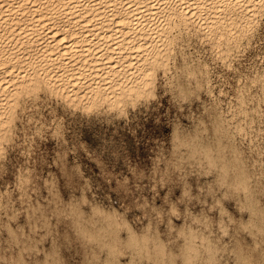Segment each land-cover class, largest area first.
Wrapping results in <instances>:
<instances>
[{
	"label": "snow or ice",
	"instance_id": "1",
	"mask_svg": "<svg viewBox=\"0 0 264 264\" xmlns=\"http://www.w3.org/2000/svg\"><path fill=\"white\" fill-rule=\"evenodd\" d=\"M238 6L247 24L240 41L228 42L232 67L215 53L208 54L198 41L184 37L180 45L184 50L177 57L179 71L170 72L172 94L160 91L153 98L146 93L147 100L116 125L115 135L108 129L103 142L94 138L101 131L99 125L89 124L79 112H72L75 105L67 93L28 90L14 98L8 115L0 116V264H64L51 237V250L37 255L42 251L37 245L49 227L45 198L50 200L49 192L57 188L65 201L73 188L77 197L81 190L89 200L95 195L105 205L127 213L129 220L155 219L163 214L166 223L178 214L183 217L188 204L204 215L211 205L216 209L212 218L220 215L224 209L223 204L217 205L220 196L208 195L212 177L199 179L205 173L187 171L180 162L169 160L159 144L149 142L160 137L161 129L170 133L177 122L191 126L186 117L199 114L211 104V98L225 104L231 98L236 105L244 97L245 104L251 101L246 110L256 108L255 99L246 95L250 86L247 78L252 75L250 66L264 68V0H245ZM259 83L264 86V80ZM197 85H202L203 91H197ZM253 91L260 99L259 126L264 131V92L260 87ZM218 106L228 112V108ZM251 135L264 144V135L256 137L254 128ZM146 145L157 150L152 159H148ZM197 203L200 207H195ZM72 208L74 215L79 212L78 204ZM68 264H72L70 259Z\"/></svg>",
	"mask_w": 264,
	"mask_h": 264
},
{
	"label": "bare ground",
	"instance_id": "2",
	"mask_svg": "<svg viewBox=\"0 0 264 264\" xmlns=\"http://www.w3.org/2000/svg\"><path fill=\"white\" fill-rule=\"evenodd\" d=\"M244 3H245V0H0V116H7L9 104L14 103L15 102L14 98H19L21 93L26 92L28 90H32L37 94L41 91H44L46 93L51 94L56 89H58L59 93H67L68 94V96L72 99L71 104H73V105L88 104V106L90 105V106H93L94 108L98 104H103V103L114 104V103H116V101H121V100L123 101V100H127V99L129 101H131V99H134V97L143 96L151 89L152 84H153L154 79H155V72L158 73V71H156L157 68L165 69L167 67V65L169 63V59H170L169 55H171L170 52L175 50V51H178V53H179V52H182L184 50L183 48L180 47V45L182 44V41H183L182 37L185 34L187 35L188 31H190L189 30V28L191 27L190 25H192L193 27H195L199 31H201L204 36H206L208 38L210 37L213 39L215 49H217V53L220 55V57L222 58V61H223L226 57H228V52L231 50L228 42L230 40L234 41V42L240 41L241 35L246 28L247 22L245 21V14L243 12H241L240 7L238 6V4L244 5ZM202 34H201V36H203ZM178 39H182L181 42L179 40L180 45H178L179 44ZM201 39H200V42H201ZM204 41H207V38H206V40L204 39ZM209 45L210 44H208V46ZM208 53H209V51H208ZM221 54H223V55H221ZM228 60H230V59H228ZM173 65H174V63H173ZM175 65H177V63ZM169 67H170V65H169ZM229 68H231V67H229ZM259 69H261V68H259ZM166 71H169V70H166ZM175 71H179L178 68ZM252 72H254V73H252V75L250 77H248V79H250V84L254 83L255 85L259 86L260 88L261 87L264 88V86H261V84L259 83L261 80H264L263 75L255 69ZM164 75L165 74H163V76ZM159 76L162 77L161 75H159ZM165 77H167V75ZM165 77H164V79H165ZM160 80H162V79H160ZM168 81L169 80H167V82ZM160 82H162V81H160ZM164 84H166V83H164ZM197 87H198V85H197ZM201 87H203V86H201ZM201 87H200V89H201ZM250 94H252V93L250 92ZM249 95H247V96H249ZM254 95H256V94H254ZM230 102H231V100L229 101V103ZM241 102H239V103H241ZM259 102H260V99H259ZM231 103H233V102H231ZM120 104L122 105V103H120ZM219 104H220V102H219ZM227 105H228V103H227ZM117 106H119V104H117ZM208 106H207V108H209ZM112 107H111V109H112ZM88 108H86V109L89 111ZM107 108H109V107H106L105 109L107 110ZM121 108L123 109V107H121ZM211 108H210V111L213 110ZM217 108L219 109V107H217ZM225 108H226V105H225ZM256 108H257V106H256ZM77 109H78V106H77ZM81 109L82 108H80L79 110H81ZM115 109H117V108H115ZM238 110H236V111H238L239 114L244 113V115H247L246 114V108L244 107V105L238 106ZM92 111H94V110H92ZM96 111H98V110H95V112ZM124 112H126V111H124ZM208 112H209V109H208ZM215 112H216V110H215ZM122 113H123V111H122ZM218 113H219V111L217 112V114ZM259 113H260V111H259ZM235 115H236L235 117H237V114H235ZM257 115H259V114L257 113ZM215 117H216V115L213 118L214 120H215ZM231 117H234V116H231ZM252 117H254V116H252ZM226 119L228 120V119H232V118L227 117ZM226 119H225V121H227ZM254 120L255 119H253V121ZM235 121H237V120H235ZM240 122H238V123H240ZM197 123H195V124H197ZM233 124H234V122H233ZM244 124H246V123H244ZM247 124H248V122H247ZM254 124H256V123L254 122ZM203 125H204V123H203ZM216 125H218V124L216 123ZM237 125H239V124H237ZM237 125L234 126L235 131L237 130L236 127H239ZM242 125L240 127L241 130H240V128H238L240 131H242ZM220 127L222 128V126H220ZM224 127H226V126H224ZM257 127H258V124H257ZM243 128H244V126H243ZM245 128H247V127H245ZM226 129H228V128L226 127ZM234 129L232 130L233 132H234ZM258 129H259V127H258ZM0 130H2V122H0ZM239 130H237V132ZM245 131H246L245 134H247V129ZM259 131H261V129ZM227 132L228 131L226 130V133ZM242 132H244V131H242ZM263 133H264V131H263ZM241 135H242V133H241ZM245 137L246 136H244V138ZM251 138H252V136H251ZM200 139H202V138H200ZM263 146H264V144H263ZM217 147H219V145H217ZM215 149H218V148H215ZM221 151H222V149H221ZM202 152H204V150L201 151L200 153H202ZM206 152L208 153L209 150ZM220 153H222V152H220ZM206 155H208V154H205V156ZM214 155H216V152L214 153ZM234 155H236V154H234ZM231 156H233V154H231ZM236 156L238 157V155H236ZM208 157L211 158V156L208 155L207 157H205V159H207ZM212 157H213V154H212ZM239 158H240V156H239ZM235 159H233V160H235ZM239 161H241V160H239ZM209 162H211V161H209ZM212 162H214V160ZM228 162H230V164L234 163L233 161L231 162V160ZM206 163H208V162H206ZM224 164H227V163H224ZM215 165H216V163H214V167H215ZM233 166H234V164H233ZM247 166H245V167H247ZM241 167H242V165H241ZM220 168H221V166H220ZM218 169H219V167H218ZM238 169H240V168H238ZM247 169H248V167H247ZM217 172L219 173V170H217ZM238 172H240V171H238ZM245 173H246V171H245ZM249 173H251V171H249ZM238 174L239 173H237V175ZM262 175H264V174L262 173ZM245 177H246V180H249L248 178H250V177H248L247 174ZM242 178H244V177H241V179H239L238 181L243 180ZM259 179H260V176H259ZM256 180H258V179H256ZM245 181L243 182L245 184H247L246 182H249V181H246V182ZM240 183H239V186H241ZM254 184H255V182H254ZM235 186H237V184ZM255 186H257V185H255ZM248 188L251 190L250 191L251 193L254 192V190L252 191V189H253L252 187H251L252 189L250 187H248ZM248 188H247V190H248ZM262 189H264V188H262ZM243 190L245 191L246 189H243ZM258 190H260V188H258ZM239 191H242V190L240 189ZM245 193H246V191H245ZM247 193L249 195V192H247ZM256 193L258 194L259 192H256ZM225 195L226 194H224V196ZM239 196L241 197L240 194H239ZM249 197H251V196H249ZM252 198H250V200H252ZM245 199H246V197H245ZM233 200L235 201V199H233ZM237 200H236V202H238L240 199L238 201ZM254 201H256V200H254ZM249 202H251V201H249ZM251 203L254 204V202H251ZM241 204L242 203H240V206H241ZM244 204H246V203H244ZM248 204H250V203H248ZM258 205H260V204L258 203ZM237 206H239V204ZM253 206H256V205H253ZM93 207L96 209H99L100 211L102 210L103 212L108 214L109 218L112 219L113 221H117V222L121 221V222H125L127 224L130 223V222H127L126 220H123L122 218H120L119 216L121 213L116 208H114L112 206L110 208L105 209V208H103L104 206L101 207L96 203L93 205ZM244 207L246 208V205ZM263 207H264V205H263ZM248 208L249 207H247V209ZM256 208H259V207L256 206ZM256 208H255V210H256ZM252 209H254V208H252ZM262 209H264V208H262ZM239 211H238V213H239ZM258 211H260V210H258ZM263 211L264 210L259 212L261 214V219H262V212ZM224 212H225V210H224ZM226 212H227V210H226ZM250 213L252 214V212H250ZM250 213H248V215ZM257 214H258V212L256 213V215ZM222 215H224V214L222 213ZM229 215L227 216V218L229 217ZM253 215H255V214H253ZM230 217H232V215ZM249 217H251V216H249ZM232 219H234V217ZM255 219H256V217H255ZM223 220L225 221V219H223ZM242 221H243V218H242ZM244 221H245V219H244ZM251 221L249 224L254 223L253 220H251ZM262 222H261V224H262ZM240 223H242V222H240ZM219 224H221V223H219ZM247 224H245V227L248 229L249 227H247L248 226ZM261 224L258 225V227L257 226H255V227L259 228L261 226ZM188 225H190V224H188ZM225 225L223 224V226H225ZM245 227H244V229H245ZM255 227L253 226V228H255ZM182 228L183 227H181V231L183 230ZM226 228H228V227H226ZM226 228H224V229L226 230ZM192 229H190V230H192ZM233 229L235 230L236 228L233 227ZM238 229H239V227H238ZM185 230L187 231V229H185ZM221 230H223V228ZM249 231H251V230L249 229ZM249 231H247V233ZM209 232H211V231H209ZM223 232H221V233H223ZM251 232H253V231H251ZM255 232H253V233L255 234ZM261 232H259V233H261ZM225 233H227V231ZM235 233H236V231H235ZM262 233H264V231ZM183 234H185V233H183ZM208 234L206 235L207 236L206 238H208V236H209ZM237 234H238V232H237ZM182 236H184V235H182ZM218 236L220 237L219 234L217 236L215 235L214 237H218ZM184 237H183V239H184ZM231 237L229 235V238H231ZM235 237H237V235ZM235 237H234V239H235ZM206 238H204V239L206 240ZM224 239H225V237H224ZM241 239H244V238H240V240ZM262 239H264V238H262ZM218 240H220V238ZM253 240H256V239H253ZM185 241H188V237H187V240H185ZM247 241L249 242V240H247ZM143 242H144V240H143ZM146 242H148V240ZM192 242L193 241L191 240L190 245H192ZM205 242L207 243V241H205ZM144 244H146V243H144ZM186 244H185V246H186ZM208 244H209V246H211L210 241L207 244H204V246H206V245L208 246ZM213 244H215V243H213ZM228 244H229V242H228ZM220 245L221 244H219V246ZM140 246L142 248L145 245L142 246V244H141ZM179 246H182V245H179ZM189 246H188V250L191 248ZM242 246H245V245H242ZM145 247L148 248L147 246H145ZM216 247H218V246L216 245ZM216 247H215V249L214 248L213 249L216 250ZM229 247H230V245H229ZM141 248H140V250H142ZM194 248L192 247L191 249H194ZM201 248H203V247H200L199 250H201ZM237 248L240 249V247H237ZM243 248H245V247H243ZM250 248H251V246H250ZM252 248H253V246H252ZM252 248H251V250H252ZM260 248H261V246H260ZM185 249H186V247H185ZM205 249H207V248H205ZM220 249H219V251H220ZM231 249H233V248H230L229 250H231ZM247 249L249 250V248L246 247L245 249H243V251L244 250L247 251ZM211 250H212V248H211ZM221 250H223V249H221ZM186 251H187V249H186ZM210 251L207 250V252L211 253ZM236 251H237V249H236ZM216 252H217V250H216ZM140 254H142V253H140ZM235 257H237V256H235ZM234 259H233V261H234ZM182 260L185 261L184 259H182ZM109 261H111V260H109ZM129 261H131V260H129ZM129 261H128V263H129ZM190 261H192V260H190ZM118 262H119L118 264H121L122 261L121 262L118 261ZM173 262H174V264H176L175 261H173ZM223 262L225 263L226 261H223ZM124 263H127V260ZM195 263L196 262L194 261V263H192V264H195ZM115 264H117V262H115ZM180 264H183V263L180 262Z\"/></svg>",
	"mask_w": 264,
	"mask_h": 264
},
{
	"label": "rangeland",
	"instance_id": "3",
	"mask_svg": "<svg viewBox=\"0 0 264 264\" xmlns=\"http://www.w3.org/2000/svg\"><path fill=\"white\" fill-rule=\"evenodd\" d=\"M190 26H189L190 31H188L187 35L185 34L183 37L181 36L182 39L184 37H190L192 39H194L196 37L194 40L198 41V43L201 44V45L199 44L200 47L206 48L209 51L208 54L216 53L217 58L221 59V61H222V58L217 53V49H215L213 39L210 37L208 38V37L204 36L201 31H199L197 28L193 27L192 25H190ZM201 34L203 36H201ZM206 38H207V41H204V39L206 40ZM182 39H178V42H179V40L181 42ZM200 39H201V42H200ZM180 42L178 45H180ZM208 44H210V45L208 46ZM241 47H242V45H241ZM170 54L171 55H169L170 56L169 63L167 65V67L165 68L166 70H169V71H166L165 69H162V68H157L156 71H158V73L155 72L154 82L152 84L150 92L149 91L147 92V94L151 95L153 98H156L155 97L156 93L163 91V90H164V93L166 95L172 94L171 88L169 87L170 86L169 81L167 82V80L170 79V72H172L173 70H177V68H178L177 65H175L177 63L176 60L178 57V51L174 50V51L170 52ZM228 59H230V58L226 57L222 61V63L226 62V63H228L229 67H232L231 63L229 62L230 60H228ZM173 63L175 66L173 65ZM169 65H170V67H169ZM257 68L259 69L260 67L259 66H250L249 71H251V73H254L252 71L255 69L259 73H261L264 77V68H261L259 70ZM178 70H179V68H178ZM163 74H165V75L163 76ZM159 75H161L163 78L160 77ZM166 75H167V77H165ZM164 77H165V79H164ZM160 79H162V80H160ZM160 81H162V82H160ZM248 81L250 84V79H248ZM164 83H166V84H164ZM254 85H255L254 83L250 84V87H249L250 89L248 88L246 95H249L250 92L253 95L256 94L253 90H256V88H258L259 86H257V85L254 86ZM201 86L202 85H198L197 91H199V90L203 91V89H202L203 87H201ZM200 87H201V89H200ZM263 89L264 88L261 89L262 92H264ZM252 94H250L249 97L251 96L253 99L256 98L255 99V101L257 100L256 101L257 108H255L256 111L255 110H252V111L246 110L247 115H244V113L239 114L238 106L244 105V107L247 109L249 107V104L251 103L249 101L248 104H245L244 103L245 102L244 97H242V98L240 97L239 99L242 102L238 99L236 101V105H233V103H231V102H233L231 98H229V100H228V105L225 104L223 101H219L220 106L225 108V105H226V108H228L229 112L221 111L220 107L217 106V105H219V102L215 98H211V104L208 106L209 108H207V107H206V109L204 108L199 114L190 113L192 116L189 114V116L186 117L187 119L190 120V122H192L191 126L182 125L180 122H177L171 126L172 131L170 133H166L163 131V129H161L160 137H157V139L149 142L151 144H159L160 145V151H162V152L166 151L167 152V158L169 160H174V161L180 162V164L187 171H189V172L195 171V172H197V174L205 173V176H200V177H198L199 179L207 180L208 177H212V180L210 182L212 185V188L220 186L224 189V194H226V195L223 196V198L219 200L221 203L219 201L217 202V205L219 206L220 204H223L225 209L222 210L223 212L222 211L220 212V215L218 217L212 218L211 213L215 212L216 209L213 208L211 205L207 206L208 212H207V215H204L203 212L196 213L194 211L193 206L191 204H188L185 206L183 217H181V215L178 214L175 217V219H169L166 223H165L163 214L158 215L155 219H149L147 217H144V218H133L131 220L128 219L127 213L120 214V216H119L120 218H122L123 220H126L127 222H130L127 224V223L121 222V221H119V222L113 221L112 219L109 218L108 214H106L102 210L100 211L99 209L94 208L93 205L96 203L101 207L104 206L103 208H105V209L111 207V204L105 205L95 195H93L92 199L89 200L87 193H85V192H83V190H81V196L77 197L76 196V190L73 188L69 192L68 200L65 201L63 199V194L57 188L56 191L49 192L50 200H48V198H45L46 203H47V207L45 208V215L48 216V226L49 227H48V233L41 238V243L39 245H37V247L42 250L37 255H41V254H43V252H47V251L51 250V246L48 245L49 237H51L56 242V246L58 249V253H57L58 259L63 261L64 264H68L69 259L72 261V264H115V262H117V264H118L119 263L118 261H120V262L122 261L121 264H174L173 261H175L176 264H180V262L183 264H192V263H194V261L197 264H223L224 263L223 261H226L224 264H240V263L241 264H264V244H263L264 239H262V238H264V236H263L264 233H262L264 231V229H263L264 228V223H263L264 222V218H263L264 217L263 216L264 211L262 212V219L263 220L261 219V214L259 213L262 210H264V209H262V208H264L263 207V205H264V201H263L264 200V194H263L264 191L263 190L264 189H262V188H264V185H263L264 184L263 183L264 182L263 181L264 175H262V173L264 174V172H263L264 171V146H263V144L259 143L258 140H256L255 138H253V137L251 138L252 135L250 134L251 133L250 129L254 128L255 132L257 131L256 132L257 137L264 135V133L262 130H261L262 132L259 131L261 129L259 126V123L261 121V117H260V115H257V113L259 114V111H261V108H260L261 103L259 102V97L256 95L253 96ZM146 100H147V96L143 95V96L134 97V99H131V101H129L127 99V100H123V101L122 100L116 101V103H114V104H108V103L98 104L97 106H95V108L93 106H90V105H89L90 106L89 107L88 104H79V105H75L74 108L72 107V112L73 113L79 112L81 115V118L89 124L99 125L101 131L97 132L95 134L94 138H99L103 142L104 136L107 135L108 129H112L113 135H115L116 134V125L120 121L124 120L130 111H134L142 102H144ZM230 100H231V102L229 103ZM239 102H241V103H239ZM120 103H122V105ZM117 104H119V106H117ZM71 105H73V104H71ZM77 106H78V109H77ZM85 107L86 108L89 107L88 108L89 111ZM106 107H109V108H107V110H106L105 109ZM111 107H112V109H111ZM121 107H123V109ZM217 107H219V109ZM80 108H82V109L79 110ZM115 108H117V109H115ZM210 108L213 110L215 109L216 112H215V110L210 111ZM208 109H209V112H208ZM92 110H94V111H92ZM95 110H98V111L95 112ZM236 110H238V111H236ZM122 111H123V113H122ZM124 111H126V112H124ZM218 111H219V113L217 114ZM221 113L222 114L224 113V114L222 115ZM235 114H237L238 118L235 117L236 116ZM215 115H216V117L214 120L213 118ZM231 116H234V117H231ZM252 116H254V117H252ZM205 117L207 119H205ZM225 117L226 118L227 117L232 118L233 120L232 119L227 120ZM225 119L227 121H225ZM253 119H255V120L253 121ZM235 120H237V121H235ZM233 122H234V124L236 122L237 123L234 125ZM238 122H240V123H238ZM247 122H248V124H247ZM254 122L256 124H254ZM195 123H197V124H195ZM203 123H204V125H203ZM216 123L218 125H216ZM244 123H246V124H244ZM237 124H239V125H237ZM257 124H258L259 129L257 127ZM236 125L239 126V127H236L237 130H239L238 128H240L242 125V131H244V132L240 131L241 128L238 132H237V130L235 131L234 126H236ZM220 126H222V128ZM224 126H226L228 129H226V127H224ZM243 126H244V128H243ZM245 127H247V128H245ZM233 129H234V132L232 131ZM246 129H247V134H245ZM226 130L228 131L227 133H226ZM241 133H242V135H241ZM244 136H246V137L244 138ZM200 138H202V139H200ZM217 145H219V147H217ZM83 147L85 148V150H87V148L89 147L87 142L84 143ZM215 148H218V149H215ZM221 149H222V151H221ZM145 150L149 154L148 159H152L151 154L154 151H157L156 149L147 147V145L145 146ZM203 150H204V152L200 153ZM208 150H209V152L207 153L206 151H208ZM93 151H96V149H93ZM215 152H216V155H214ZM220 152H222V153H220ZM205 154H208L209 156H211V158L208 157L207 159H205V157L208 156V155L205 156ZM212 154H213V157H212ZM231 154H233V156H231ZM234 154L238 155V157ZM137 155H139V150H137ZM239 156H240V158H239ZM229 159L231 160V162L232 161L234 162L233 163L234 166L232 163H231L232 164L231 165L230 162H228V161H230ZM233 159H235L236 161ZM213 160H214V162H212ZM239 160H241V161H239ZM209 161H211V162H209ZM90 162H95V161H90ZM206 162H208V163H206ZM223 162L227 163V164H224ZM214 163H216V165H215L216 168L214 167ZM241 165H242V167H241ZM220 166H221V168H220ZM245 166H247L248 169ZM65 167H66V165H65ZM218 167H219V169H218ZM238 168H240L241 170ZM217 170H219V173L217 172ZM238 171H240V172H238ZM245 171H246V173H245ZM249 171H251V173H249ZM237 173H239L238 174L239 176L237 175ZM246 174L248 175V177H250V178L247 177L249 180H246V177H245ZM259 176H260V179H259ZM241 177H244V178H242L244 181L246 180L249 182L245 181L247 183V184H245V183H243L244 182L243 180L238 181L239 179H241ZM256 179H258V180H256ZM253 181L255 182V184ZM239 183L241 184V186H239ZM236 184H237V186H235ZM255 185H257V186H255ZM248 187H250V188L252 187L253 189L252 188L251 189H252V191L254 190V192L251 193L250 192L251 190ZM247 188H248V190H247ZM258 188H260V190H258ZM240 189L242 191H239ZM243 189H246L245 190L246 193ZM247 192H249V195ZM256 192H259V193L257 194ZM238 193L241 195V197L239 196ZM36 195L39 196V192H37ZM249 196H251V197H249ZM245 197L247 200L245 199ZM250 198H252L253 201L250 200ZM233 199H235V201ZM237 199L238 200L240 199L239 200L240 202ZM236 200L238 202H236ZM254 200H256V201H254ZM249 201L254 202V204L249 202ZM240 203H242L243 205L241 204V206H240ZM244 203H246V204H244ZM248 203H250V204H248ZM258 203L260 205H258ZM75 204H78L79 212L74 215L72 205H75ZM236 204L237 205L239 204V206H237ZM228 205H231V209H228ZM245 205H246V208L244 207ZM253 205L258 206L259 208H256V206H253ZM37 206L42 207V208L45 207V205H39V204ZM195 207H200V204L197 203L195 205ZM247 207H249L248 208L249 210L247 209ZM252 208H254V209H252ZM255 208H256V210H255ZM224 210H225V212L227 210V212L225 213ZM258 210H260V211H258ZM238 211H239V213H238ZM249 211L252 212V214ZM254 211L256 213L258 212V214L256 215V213ZM177 212L179 213V209H177ZM189 212H191L192 214L188 215ZM222 213L224 215H222ZM248 213H250L251 215L250 214L248 215ZM253 214H255L256 216ZM228 215H229V217L227 218ZM231 215H232V217H230ZM249 216H251V217H249ZM233 217L235 220L232 219ZM255 217H256V219H255ZM242 218H243V221H242ZM53 219L56 221L55 224H52ZM145 219L147 220V223L144 222ZM177 219L181 220V222L179 224H177L175 222ZM223 219H225V221ZM244 219L246 222L244 221ZM250 219L253 220L254 223L249 224L251 221ZM240 222H242V223H240ZM261 222H262V224H261ZM219 223H221L222 225ZM161 224H163V227H164L163 231H161ZM188 224H190V225H188ZM223 224L224 225L226 224V225L223 226ZM245 224L248 225V226L246 225L247 227H249L248 229L245 227ZM260 224H261V226L259 228L255 227V226L258 227V225H260ZM253 226L255 228H253ZM181 227H183L182 231H181ZM226 227H228V228H226ZM233 227L236 229L234 230ZM238 227H239V229H238ZM244 227H245V229H244ZM222 228H223V230H221ZM224 228H226V230ZM185 229H187V231ZM190 229H192V230H190ZM249 229L253 232L256 231L255 234L253 232L249 231ZM209 231H211V232H209ZM226 231H227V233H225ZM235 231H236V233H235ZM247 231H249V232L247 233ZM221 232H223V233H221ZM237 232H238V234H237ZM259 232H261V233H259ZM183 233H185L186 235ZM181 234L184 235L185 237L182 236ZM207 234L209 235L208 238H206ZM218 234L220 235V237L219 236L214 237L215 235L217 236ZM229 235H230V237L231 236L232 237L229 238ZM234 235L235 236L237 235V237H235ZM183 237H184V239H183ZM187 237H188L189 242L185 241V240H187ZM224 237H225V239H224ZM234 237H235V239H234ZM204 238H206V240ZM217 238L218 239L220 238V240H218ZM240 238H244V239L240 240ZM236 239L238 241L239 240L240 241L238 242ZM253 239H256V240H253ZM143 240H144V242H143ZM145 240L146 241L148 240V242H146ZM191 240L193 241L192 242L193 246L190 245ZM247 240H249V242ZM205 241H207V243L210 241L211 246H209V244H208V246L207 245L204 246V244H207ZM227 241L229 242V244ZM144 243H146V244H144ZM213 243H215V244H213ZM141 244H142V246L145 245L148 248H146L145 246H143L141 248V246H140ZM185 244H186V246H185ZM219 244H221V245L219 246ZM241 244L245 245V246H242ZM179 245H182V246H179ZM216 245L218 247H216ZM229 245H230V247H229ZM188 246L191 248L192 247L193 248L195 247V248L194 249L190 248L188 250ZM199 246L203 247V248H201V250H199L200 249ZM250 246H251V248L253 246L252 250H251ZM260 246H261V248H260ZM185 247H186L187 251H186ZM215 247H216L217 252H216V250H214ZM237 247H240V249H238ZM243 247H245V248L247 247V248H249V250L247 249V251L246 250L243 251V249H245ZM140 248L142 250H140ZM205 248H207V249H205ZM211 248H212V250H211ZM220 248L223 249L224 251L221 250ZM230 248H233V249L229 250ZM219 249H220V251H219ZM236 249H237V251H236ZM207 250L210 251L211 253L207 252ZM140 253H142V254H140ZM235 256H237V257H235ZM232 258L233 259L235 258L234 261ZM8 259L9 260L13 259V256L11 253H9ZM32 259H36V257H32ZM45 259H47V257H45ZM182 259H184L185 261H183ZM109 260H111V261H109ZM126 260H127V263H124V262H126ZM129 260H131V261H129ZM190 260H192V261H190ZM128 261H129V263H128Z\"/></svg>",
	"mask_w": 264,
	"mask_h": 264
},
{
	"label": "clouds",
	"instance_id": "4",
	"mask_svg": "<svg viewBox=\"0 0 264 264\" xmlns=\"http://www.w3.org/2000/svg\"><path fill=\"white\" fill-rule=\"evenodd\" d=\"M208 195L212 196L213 198L215 196H220V199H222L224 196V189L220 186H217L215 188H212Z\"/></svg>",
	"mask_w": 264,
	"mask_h": 264
}]
</instances>
